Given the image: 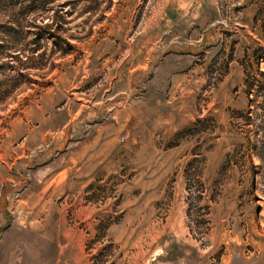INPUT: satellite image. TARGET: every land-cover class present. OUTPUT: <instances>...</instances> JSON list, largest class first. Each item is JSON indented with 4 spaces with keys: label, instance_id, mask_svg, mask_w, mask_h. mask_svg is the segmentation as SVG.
Instances as JSON below:
<instances>
[{
    "label": "rangeland",
    "instance_id": "obj_1",
    "mask_svg": "<svg viewBox=\"0 0 264 264\" xmlns=\"http://www.w3.org/2000/svg\"><path fill=\"white\" fill-rule=\"evenodd\" d=\"M0 264H264V0H0Z\"/></svg>",
    "mask_w": 264,
    "mask_h": 264
}]
</instances>
